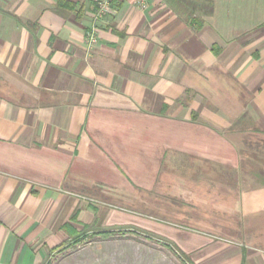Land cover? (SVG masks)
Listing matches in <instances>:
<instances>
[{
  "label": "crops",
  "instance_id": "crops-1",
  "mask_svg": "<svg viewBox=\"0 0 264 264\" xmlns=\"http://www.w3.org/2000/svg\"><path fill=\"white\" fill-rule=\"evenodd\" d=\"M102 1L0 0V264L106 230L264 264V0Z\"/></svg>",
  "mask_w": 264,
  "mask_h": 264
},
{
  "label": "rangeland",
  "instance_id": "rangeland-1",
  "mask_svg": "<svg viewBox=\"0 0 264 264\" xmlns=\"http://www.w3.org/2000/svg\"><path fill=\"white\" fill-rule=\"evenodd\" d=\"M203 180L205 183L210 178H203ZM208 185L209 182L203 187ZM193 204L194 208H185L183 213L174 212L166 219L175 222L185 221L195 225L202 222V218H211L210 208L203 206V203ZM98 232H92L88 240L78 242L73 247L68 245L59 251L57 256H53L47 264H186L178 258L174 250L159 241H150L146 237H133L126 230L108 232L111 236L103 237L94 235Z\"/></svg>",
  "mask_w": 264,
  "mask_h": 264
},
{
  "label": "trees",
  "instance_id": "trees-1",
  "mask_svg": "<svg viewBox=\"0 0 264 264\" xmlns=\"http://www.w3.org/2000/svg\"><path fill=\"white\" fill-rule=\"evenodd\" d=\"M119 232L120 230H107V231H105V232H98V233H94V235L95 236H100V237H103V236H111V234L110 233H108V232ZM90 237H88L87 238V240L89 239ZM148 240H151V239H149V238H147ZM78 242H83V241H81V240H79V241H75V242H73V243H71V244H69L70 245V247H73V246H75V245H77V243ZM67 247V246H66ZM171 250H174L175 251V254H177V256H178V258H180V260L181 261H183V262H185L186 264H191L190 262H189V260H188V258L183 254V253H181V252H179L177 249L175 250L173 247H169Z\"/></svg>",
  "mask_w": 264,
  "mask_h": 264
},
{
  "label": "built area",
  "instance_id": "built-area-1",
  "mask_svg": "<svg viewBox=\"0 0 264 264\" xmlns=\"http://www.w3.org/2000/svg\"><path fill=\"white\" fill-rule=\"evenodd\" d=\"M93 1H94V2H97V3L99 4V6L101 7V9H103V7H104V3H103L102 0H93ZM144 1H145V0H139V2H140L141 4H143Z\"/></svg>",
  "mask_w": 264,
  "mask_h": 264
}]
</instances>
